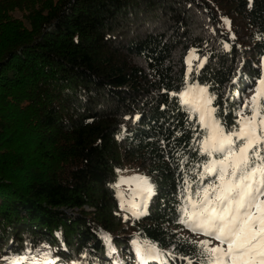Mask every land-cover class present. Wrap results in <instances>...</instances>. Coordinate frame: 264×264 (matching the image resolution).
<instances>
[{"label":"trees","instance_id":"trees-1","mask_svg":"<svg viewBox=\"0 0 264 264\" xmlns=\"http://www.w3.org/2000/svg\"><path fill=\"white\" fill-rule=\"evenodd\" d=\"M221 1L227 12L215 0H0L4 264L45 246L53 264L199 258L190 241L211 238L185 228L179 208L208 159L204 133L171 93L207 86L215 117L235 130L264 77V0ZM125 166L153 186L137 213L121 207Z\"/></svg>","mask_w":264,"mask_h":264},{"label":"snow or ice","instance_id":"snow-or-ice-1","mask_svg":"<svg viewBox=\"0 0 264 264\" xmlns=\"http://www.w3.org/2000/svg\"><path fill=\"white\" fill-rule=\"evenodd\" d=\"M193 57L194 51L188 57L190 73ZM197 67H203V61ZM259 84L251 104L244 105L250 115H241L238 127L228 131L214 115L215 96L208 93L207 86L192 85L171 93L179 96L186 110L198 113L204 133L200 152L208 158L203 170L196 173L199 183L194 191L189 180L184 181L186 194L179 222L191 232L211 238L190 241L199 249V258L181 257L187 264H264V78ZM208 177L213 179L204 184ZM132 179L142 182L143 193L154 194L147 177ZM148 256L155 259L158 253Z\"/></svg>","mask_w":264,"mask_h":264},{"label":"rangeland","instance_id":"rangeland-1","mask_svg":"<svg viewBox=\"0 0 264 264\" xmlns=\"http://www.w3.org/2000/svg\"><path fill=\"white\" fill-rule=\"evenodd\" d=\"M208 1H210V0H208ZM215 2H217L219 9L226 11L227 5L224 3V1L222 2L221 0H215ZM210 5L212 7L215 6L212 3H210ZM219 11H216V12H218L220 24L222 25V27L225 30L230 32L231 31L230 24L226 22V21L229 22V20L225 16L222 17V13H221V11L220 12ZM190 53H193V51H190L187 54V57H186L187 67H188V57H189ZM195 57H196V55L194 54V57L192 59V66H193V64H196V58ZM261 66H262V70L264 73V60H262ZM259 87H260V84H258L257 88H259ZM256 89L247 96L246 104H248V105L251 104V98L254 95H256ZM134 177H142V176L136 168L130 167V166H125V168L119 173V180L117 183V185H118L117 188L120 191V197H121L122 204H123L122 208L126 211L130 210V209L136 210L135 213H137L138 207L141 206V204H142L141 202H144L147 193H143L141 191V189L143 187L142 182L141 181H135L134 179H132ZM122 180L125 182H122ZM142 207L146 208V205L143 204ZM200 240H203V239H198V241H200ZM216 243H218V242L213 241V244H216ZM106 251H107L108 256H111V254L113 253L112 248H107ZM117 254H118V252H117ZM121 259H124V255L121 256ZM18 260L19 259L14 257V258L8 259L7 261L9 264H19L17 262ZM53 261H55V259H52V257H51V249L49 246H45L39 252H36L33 255H29V256L24 257V263L25 264H53ZM0 264H4L2 259H0Z\"/></svg>","mask_w":264,"mask_h":264}]
</instances>
